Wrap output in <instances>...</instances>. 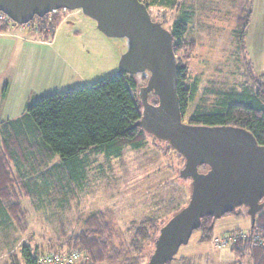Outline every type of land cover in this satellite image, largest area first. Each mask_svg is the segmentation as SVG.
Wrapping results in <instances>:
<instances>
[{
	"label": "rangeland",
	"instance_id": "obj_1",
	"mask_svg": "<svg viewBox=\"0 0 264 264\" xmlns=\"http://www.w3.org/2000/svg\"><path fill=\"white\" fill-rule=\"evenodd\" d=\"M178 1L187 11L186 39L192 53L191 57L186 52L178 55L189 65V82L198 86L184 119L187 122L196 109H211L222 93L246 86L247 80L264 82L261 78L264 57H257V65L250 61L253 51L259 49L257 52L261 53L264 49V20H256L262 17L257 15L264 13V0ZM178 15L171 8L151 7L153 20L164 22L168 29ZM51 16H58L61 21L51 55L57 66L40 69L43 87L36 97L50 91L46 87L58 81L60 72L74 76L70 88H75L119 70L120 58L130 46L127 37L106 35L80 9H59ZM252 17V26L246 33L256 31L253 35L247 34L242 47L234 30ZM8 22L0 21V27L7 23L21 28V24ZM136 77L138 94L149 74L139 73ZM78 161L72 172L58 157L42 166L36 175L39 185L34 198L18 182L19 177L25 179L24 172L12 169L14 176L19 177L13 178L11 187L7 188L11 184L9 179L2 180L8 202H5L6 210L0 212V264L19 262L23 244H28L33 252L39 251V257L77 250L81 255L79 264H91L92 256L83 248H69L68 240L88 232L93 215L99 216L97 227L103 231L101 238L108 243L105 260L98 264H121L137 254L133 241L143 221L156 220L155 227L149 231L157 237L161 226L189 201L191 180L179 176L184 157L167 141L149 133L140 148L127 145L119 155L88 150L79 155ZM238 211L247 213L243 206ZM154 247V242L144 246L141 264L148 262ZM216 252L210 258L196 260L195 264H220ZM233 264L240 263L235 259Z\"/></svg>",
	"mask_w": 264,
	"mask_h": 264
},
{
	"label": "trees",
	"instance_id": "obj_2",
	"mask_svg": "<svg viewBox=\"0 0 264 264\" xmlns=\"http://www.w3.org/2000/svg\"><path fill=\"white\" fill-rule=\"evenodd\" d=\"M141 1L147 5L150 13L151 7L164 6L174 9L179 14L172 21L169 30L173 34V48L179 64L178 95L185 119L190 104L198 92L197 84L189 82V65L182 62V55H178L181 52H186L187 56L192 54L189 48L191 45L187 44L186 39L189 29L188 16L185 17L187 11L178 0ZM52 14L55 13H48L44 17L36 16L25 25H28L29 31L39 36L50 37L61 23L58 16L52 17ZM161 23L165 25L164 22ZM249 23V18H246L241 27L234 30L242 47L245 46ZM8 26L7 23H3L0 30ZM137 75L139 74L116 72L89 85L42 96L27 107L25 116L28 117L32 130L22 133L19 139H33L34 144L20 147L14 144L9 151L13 157L14 170L26 174L25 179L16 174L15 176L16 179L19 177L18 182H22L21 185L31 198H34L36 187L39 185L36 176L39 170L56 157L60 158L66 169L72 172L73 166L79 163V155L88 150L119 155L127 145L134 148L144 145L147 132L141 127L133 126L140 119L142 111L139 93L137 94L139 87ZM261 78L264 80V74ZM251 80H247L244 87H236L222 93L211 109L201 107L196 109L188 116L187 122L243 126L253 132L260 144H264V82L260 79ZM2 173L4 175L0 173V208L2 205L6 206L5 200H8L2 180L5 176L6 179L9 178L8 173L12 174L11 165L8 173H5V167ZM240 208L242 206L223 217H249L246 212L238 211ZM98 218L99 216L93 215L88 222L89 231L68 240L69 248H83L92 256L91 264L103 262L108 248V243L101 238L103 231L97 227ZM155 221L154 218H148L138 227V236L133 241L137 254L124 259L121 264L142 263L145 257L141 253L144 246L151 242L155 244L156 236L149 231V228L155 227ZM215 221L213 216L202 219L201 226L194 231L200 232L201 242L215 239ZM245 233V236L241 231L233 233L236 239L228 246L231 252L240 264H264V243H258L253 238L254 235H258L264 239V210L257 215L255 224ZM38 253L39 251L33 252L28 244H23L21 260L19 262L12 260L10 264H39ZM173 262L174 260L167 264Z\"/></svg>",
	"mask_w": 264,
	"mask_h": 264
},
{
	"label": "water",
	"instance_id": "obj_3",
	"mask_svg": "<svg viewBox=\"0 0 264 264\" xmlns=\"http://www.w3.org/2000/svg\"><path fill=\"white\" fill-rule=\"evenodd\" d=\"M59 9H80L106 35L129 39L117 72L149 74L139 88L142 111L133 126L167 141L185 159L179 176L191 180L189 201L161 226L146 264L173 261L204 217L217 220L243 206L253 226L264 210V144L243 126L183 119L172 32L153 20L141 0H0V11L17 24Z\"/></svg>",
	"mask_w": 264,
	"mask_h": 264
},
{
	"label": "crops",
	"instance_id": "obj_4",
	"mask_svg": "<svg viewBox=\"0 0 264 264\" xmlns=\"http://www.w3.org/2000/svg\"><path fill=\"white\" fill-rule=\"evenodd\" d=\"M257 16L262 17H256V20H264V13H260ZM252 22L253 17L247 28H249L250 25L252 26ZM15 25L16 24H13V26ZM59 25L56 27L54 34L50 37H42L37 33L29 31L28 25L25 24H21V28L9 25L6 29L0 30L1 174H3L2 171L4 167L5 173H8L10 165L13 169V157H11L9 149L12 150L14 144L15 146L17 145V147L34 144L33 139H19L22 133L32 130V125L28 117L25 116L27 107L42 96L73 89L70 87L74 76H67L65 73L60 72L58 81L52 82L46 87L50 91L43 93L40 97H36V94H38L43 87V83L39 80L40 69L43 67L46 69L49 67L56 68L57 66L53 60L54 56L51 55L54 53V41ZM255 31L256 29L250 30V35L255 34ZM249 32H247V34H249ZM258 50L259 49H257V51ZM257 51H253V59L250 58V61H253L252 64L254 63V65L255 63L257 65V57H264V49L261 50V53ZM64 65L66 66V64ZM12 68L13 71L9 72ZM6 84L8 88L4 89ZM13 178L16 179V176L12 173L9 175V178H7L11 181V184L7 187L13 185ZM4 181H6V176L3 179V182ZM5 202H8V200H5ZM8 204L12 205L11 202ZM5 210L6 206L2 205L0 212ZM251 226V218L247 216H227L219 218L215 221V238L234 233L235 231L247 232ZM215 250L217 251L215 253L216 259H219L220 264H233L236 259L228 246L220 247L214 240L201 242L200 232L193 233L189 243L180 247L177 258L174 259L173 264H195L196 260L210 258L211 253Z\"/></svg>",
	"mask_w": 264,
	"mask_h": 264
},
{
	"label": "built area",
	"instance_id": "obj_5",
	"mask_svg": "<svg viewBox=\"0 0 264 264\" xmlns=\"http://www.w3.org/2000/svg\"><path fill=\"white\" fill-rule=\"evenodd\" d=\"M57 11V10H56ZM56 11H53L55 13ZM0 21H13L2 11H0ZM245 236V232H241ZM254 240L258 243H264V239L258 235H254ZM236 239L233 233L223 235L222 237H216L215 243L220 247L229 246ZM81 255L77 250H71L64 253H48L44 256L39 257V264H79Z\"/></svg>",
	"mask_w": 264,
	"mask_h": 264
}]
</instances>
